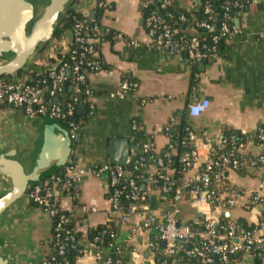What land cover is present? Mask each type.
Instances as JSON below:
<instances>
[{"label":"crops","instance_id":"crops-1","mask_svg":"<svg viewBox=\"0 0 264 264\" xmlns=\"http://www.w3.org/2000/svg\"><path fill=\"white\" fill-rule=\"evenodd\" d=\"M175 2L184 9L193 10L199 0ZM72 8L94 18L104 28L139 41L140 46L116 40H103L98 44L96 52L103 69L87 75L89 93L84 101L91 113L84 116V108L78 112L80 129L71 140L68 160L86 169L108 164L109 140L113 138L127 140L129 160L134 158L138 145L145 141L151 142L153 153L158 156L167 144L164 127L171 118L175 125L181 118L187 120L186 106L193 98L208 101L206 111L191 119L203 157L207 146L215 145L227 130L240 132L247 138L244 142L247 152L264 153V148L254 141L256 128L264 127V1L249 4L236 13L232 25L239 33L223 42L214 61L193 65L186 64L181 55L168 49L146 45L138 0H111L106 9L97 7L95 0H76ZM70 42L71 31L66 29L31 57L18 75L5 76L25 81L33 73L41 74L55 68L58 54L67 53ZM126 76L133 79L137 87L133 95L120 97L116 91ZM67 89L76 92L70 85ZM131 121L137 123V131H133ZM43 123L56 125L48 118L28 117L19 108L0 104V154L16 149L18 156L28 158L37 127ZM191 174L189 171L186 176ZM228 183L241 198L224 216L241 220L246 226L254 224L263 210L257 206L247 209L246 204L250 193L260 191L264 196V166L230 172ZM9 187V180L0 174V196ZM142 189L150 192L151 198L142 207L125 204L123 210L129 214L126 222L112 215L115 264H156L150 248L156 233L143 221L153 217L160 222L167 203L159 197L157 189L146 182ZM75 193L83 219L77 227L82 233L78 241L81 253L74 264H109L106 262L108 249H96L86 236L87 230L105 224L111 212L107 180L92 171L86 172L77 182ZM72 200L61 197L60 207L70 209ZM179 221L192 226L201 224L199 213L187 200L180 205ZM50 230L49 214L27 202L23 194L0 214V258L6 264H43L51 252ZM231 264H253V260L246 254H238Z\"/></svg>","mask_w":264,"mask_h":264},{"label":"built area","instance_id":"built-area-1","mask_svg":"<svg viewBox=\"0 0 264 264\" xmlns=\"http://www.w3.org/2000/svg\"><path fill=\"white\" fill-rule=\"evenodd\" d=\"M111 0H95L97 7H110ZM159 0H156V3ZM264 0H249V4ZM167 0H161L159 6L164 7ZM154 0H138L140 9H146L143 25L147 37L146 45L168 49L181 55L186 64L193 65L202 61H214L218 55L220 42H225L239 33V29L231 24L233 17L230 15V6H241L236 0H223L222 22L218 30L210 37V43L200 41L196 36L184 38L178 27L172 26L157 12L153 6ZM75 10V9H74ZM76 11V10H75ZM204 14L207 21L197 23L201 28L210 29L214 21L211 5H204ZM74 19L70 28L71 42L68 47L70 62H62L57 67L46 71L44 78L27 80H5L0 78V104L19 108L28 117H45L48 119H61L66 121V128L70 139H74L80 129L79 123L73 120L77 111L76 97L61 105L59 95L68 83L78 91V86L86 83L89 73L102 70V63L97 56L95 45L102 42V31L98 23L93 22L87 15ZM180 20L183 17L179 18ZM264 39V35L262 36ZM113 40L123 41L129 46H140V42L125 37L119 32H114ZM61 59L58 60L60 62ZM137 84L123 79L116 91L118 96L133 95ZM88 95V89H85ZM208 107V101L203 98H193L186 106V118L189 125L184 128L185 134L181 144L184 151L177 156L178 171L182 176H174L177 170L171 166L169 157L175 154V145L170 141L168 132L175 125L173 118L163 132L167 144L162 156L158 155L153 163L147 165L144 153L153 157L152 146L149 141L140 144V154L135 153L133 158V171H140L134 178L131 171L124 165L103 164L94 169H86L75 161L68 160L63 169L55 174L45 177L39 184L33 185L26 193L27 202L45 210L50 217L53 216L54 202L57 194L64 192L69 196L70 189L76 190V184L83 174L92 171L96 175L105 177L108 183V201L110 214L105 218L107 229L112 225V215H117L118 221L126 222L128 213L121 206V199L126 204L142 207L151 198V193L143 190L146 182L159 192V197L167 203L160 222L149 217L143 224L156 233L151 250H159L161 259L156 264H213L214 257L219 262L226 263L230 256L246 254L249 257H261L264 262V221L260 218L249 228L242 229L238 221L224 216L231 211L236 200L241 196L229 185L228 175L239 169L257 168L264 166L263 154H251L246 151L245 144L236 135L226 136L222 133L215 145H208L205 156L199 153L197 146L198 136L192 125L191 119L199 117ZM133 131H137V123L131 121ZM257 143L264 147V127L259 126L254 132ZM192 171L190 176L186 174ZM128 180L124 183L123 180ZM187 200L199 213L200 226L181 223L179 221L180 205ZM257 206L264 211V196L260 191L250 193L246 204ZM83 211L85 208L82 209ZM94 210V208H91ZM262 211V212H263ZM67 218L60 216L55 224L58 230ZM78 230V228H76ZM134 230V229H133ZM110 242L107 249L113 248L115 231L108 232ZM98 238L94 237L93 242ZM164 242V246L161 243ZM189 247V248H188ZM51 250L57 255L64 251L63 243L59 242V234L52 237ZM178 254L180 257H177ZM177 255V256H176ZM176 256V257H175ZM175 257V259H174ZM173 258V259H172ZM106 262H111L106 257ZM221 263V264H223ZM43 264H68L66 260L56 262L53 255H48Z\"/></svg>","mask_w":264,"mask_h":264},{"label":"water","instance_id":"water-1","mask_svg":"<svg viewBox=\"0 0 264 264\" xmlns=\"http://www.w3.org/2000/svg\"><path fill=\"white\" fill-rule=\"evenodd\" d=\"M71 1L0 0V60L3 61L0 76L16 73L45 47L54 35L60 15ZM82 109L79 106L77 112ZM71 140L67 130L57 124L54 127L43 123L37 127L28 158L18 156L16 149L0 154V174L10 182L9 189L0 196V214L33 185L63 169L70 156ZM108 149L109 164L126 165L129 162L126 139L109 140ZM161 245L164 246V242ZM0 264L6 263L0 258Z\"/></svg>","mask_w":264,"mask_h":264},{"label":"trees","instance_id":"trees-1","mask_svg":"<svg viewBox=\"0 0 264 264\" xmlns=\"http://www.w3.org/2000/svg\"><path fill=\"white\" fill-rule=\"evenodd\" d=\"M76 0H72L67 7L65 8V10L62 12V14L60 15L58 22L55 26V32L53 37H58L61 32H63L66 29H70L73 23V17L74 19H79L81 18V13L75 11L72 8V5L74 4ZM167 4L164 5V7H160L159 4L161 2V0H159L153 7L157 9V12L162 15L166 21L168 23H170L172 26L178 27L180 29V34L184 37V38H189L191 36H196L200 41L205 42L207 44L210 43V37L218 30V26L219 24L222 22V14H223V9L221 8L222 5V1L223 0H199V3L197 5V7L193 10H187L182 8L181 6H179L175 0H167ZM233 1V0H230ZM209 3L211 5L212 11H213V18L214 21L211 22V28L210 29H205V28H201L197 25V23L202 22V21H207V17L204 14V5L206 3ZM236 2H238L239 5L241 6H237V7H232L230 6V15L234 18L236 13L241 10L242 8H244L245 6L249 5V0H236ZM141 11V15L142 18H144L145 14H146V9H140ZM89 17V16H88ZM183 17L182 20H180L179 18ZM90 18V17H89ZM91 21L96 22L100 25V23L98 21H96L94 18H90ZM232 24V21H231ZM217 25V26H216ZM101 27V31H102V40H113L112 36L114 31L108 29V28H104L100 25ZM223 44V42H220V45L218 46V50L220 49L221 45ZM98 47V44L95 45V50ZM58 59H61L60 62H58V64L56 65V67L62 63V62H70L69 59V55L68 53L65 54H58L57 56ZM100 59V58H99ZM20 73V71H18L17 73H15V75H18ZM46 71L38 74V73H33L31 76H33V78H44L46 76ZM0 78H3L5 80H12V76H0ZM126 79L128 81H134L133 79H131L130 77L126 76ZM68 83L63 87L61 94L59 95V100L61 105H63L65 102L70 101L72 99V97H76V108L80 105L83 106L84 110H83V115L85 116V114L88 116V114L90 115L91 111H89V106L87 104H85L84 98L86 97V93H85V89H88L86 83L85 84H81L78 86V91L77 92H70L68 91ZM63 95H66L65 98H62ZM53 120L61 129L63 130H67L66 128V121L65 120H61V119H50ZM73 120L77 123H79L80 125V121H81V116L78 114L77 111H75L74 116H73ZM189 125V122L185 119V118H181L179 120V123L176 125H172L170 127V130L168 132L169 135V139L170 141L176 146L175 147V154L171 155L169 157L171 166L173 168H175L177 170V173L174 174V176L180 178L182 176V174L179 173L178 171V163H177V156L180 155L185 147L180 143L181 140H183V136L185 134L184 128L186 126ZM236 135V137H238L242 142L246 141V137L237 131L234 130H227L224 131V135L229 136V135ZM254 141L255 138H254ZM257 142V141H256ZM151 143V142H150ZM152 145V144H151ZM140 145H138L137 154H140ZM264 148V147H263ZM163 153V152H162ZM264 155V153H263ZM144 156V161L147 165L152 164L153 159H155L156 156L153 153V157L150 158V156L147 153L143 154ZM160 156H162V154H160ZM132 166H133V159L129 160V162L124 165V167L128 170L131 171V177L130 178H134V176L139 173L138 171H133L132 170ZM244 171V169H239L238 172ZM57 173V172H56ZM55 174V173H53ZM128 180L125 179L123 180L124 183ZM69 196H73L75 194V190L74 189H70L69 191ZM67 197V194L64 192H60L57 194V199L54 202V207H52L51 209L53 210V216L51 217V232L50 235L48 237V242L50 247L52 246V237L55 234H59V242L63 243L64 245V251L61 255H57L55 253L54 250H51V252L49 253V255H53L56 258V262H61L63 260H66L68 264H74L76 257L81 253V248L79 246V239L81 238L82 233L78 230H76V228L78 227V225L81 224L83 217L80 215V208L79 205L76 203V197L73 198L72 200V206L70 209L68 210H64L60 207V198L61 197ZM123 199H121V206L124 208L125 207V202L122 201ZM79 212V213H78ZM60 216H64L65 218H67V222L63 223L61 225V227L58 230H55V224L59 221ZM261 220L264 221V211L262 212V216H261ZM238 223L241 225L242 229H247L251 226H246L243 222H241V220L238 221ZM114 230L113 226L110 225V229H107L106 224H102L99 225L93 229L87 230L86 231V236L88 237V240L90 241V243L98 250H100L101 248L107 247V244L110 242L109 239V235L108 232L109 230ZM97 237L98 241L97 242H93V238ZM116 247L115 245L113 246V248L108 249V257L111 260V262H116L117 261V256H116ZM155 258H156V262H158L161 259V254L158 251H156L155 253ZM235 258H237V256H230L229 259L226 261V263L223 262H219L217 257H214V263L213 264H231ZM253 264H264V262H262L261 257H254L253 258Z\"/></svg>","mask_w":264,"mask_h":264},{"label":"rangeland","instance_id":"rangeland-1","mask_svg":"<svg viewBox=\"0 0 264 264\" xmlns=\"http://www.w3.org/2000/svg\"><path fill=\"white\" fill-rule=\"evenodd\" d=\"M3 61L2 60H0V64L2 63Z\"/></svg>","mask_w":264,"mask_h":264}]
</instances>
